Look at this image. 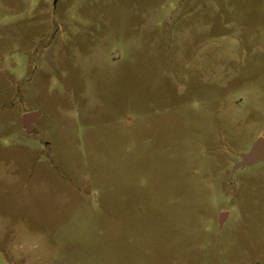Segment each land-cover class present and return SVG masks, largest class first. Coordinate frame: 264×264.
Segmentation results:
<instances>
[{"label":"rangeland","instance_id":"obj_1","mask_svg":"<svg viewBox=\"0 0 264 264\" xmlns=\"http://www.w3.org/2000/svg\"><path fill=\"white\" fill-rule=\"evenodd\" d=\"M260 137L264 0H0V264H264Z\"/></svg>","mask_w":264,"mask_h":264},{"label":"water","instance_id":"obj_2","mask_svg":"<svg viewBox=\"0 0 264 264\" xmlns=\"http://www.w3.org/2000/svg\"><path fill=\"white\" fill-rule=\"evenodd\" d=\"M37 114L30 113L24 117V123L29 125V122L36 118ZM264 161V138L260 137L255 142L252 149L241 155V160L235 165L234 170L244 169L249 166L259 164Z\"/></svg>","mask_w":264,"mask_h":264}]
</instances>
